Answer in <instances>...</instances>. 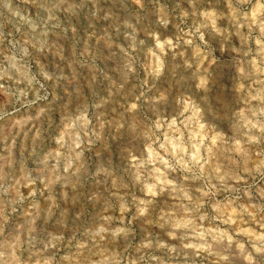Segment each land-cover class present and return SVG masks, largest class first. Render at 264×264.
<instances>
[{"label":"clouds","instance_id":"clouds-1","mask_svg":"<svg viewBox=\"0 0 264 264\" xmlns=\"http://www.w3.org/2000/svg\"><path fill=\"white\" fill-rule=\"evenodd\" d=\"M0 264H264V0H0Z\"/></svg>","mask_w":264,"mask_h":264}]
</instances>
